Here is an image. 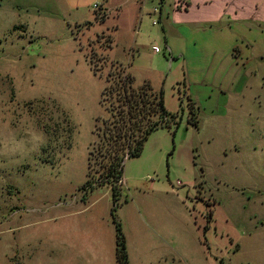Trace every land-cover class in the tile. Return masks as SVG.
<instances>
[{
  "label": "rangeland",
  "instance_id": "1",
  "mask_svg": "<svg viewBox=\"0 0 264 264\" xmlns=\"http://www.w3.org/2000/svg\"><path fill=\"white\" fill-rule=\"evenodd\" d=\"M118 1L0 0V264H116L113 216L129 264H264V56L224 114L201 106L193 126L156 0L142 25L135 0L117 18ZM111 61L131 62L135 84L149 67L177 114L124 158L115 201L106 185L82 186Z\"/></svg>",
  "mask_w": 264,
  "mask_h": 264
},
{
  "label": "crops",
  "instance_id": "2",
  "mask_svg": "<svg viewBox=\"0 0 264 264\" xmlns=\"http://www.w3.org/2000/svg\"><path fill=\"white\" fill-rule=\"evenodd\" d=\"M127 1L114 5L117 18ZM147 2L130 3V9L139 12L134 24L145 21L142 11L145 12ZM153 5L157 11L152 8V14L157 20L152 23L160 30L159 41L171 59L177 57L182 68L177 99L185 98L195 113L204 106L211 114H224L244 88L250 65L264 56V0H156ZM145 46L135 38L128 50L139 53ZM132 66L129 62L123 68L132 76L134 86L148 81L153 90L162 89V84L154 85L146 76L151 70L146 66L145 76L135 84V76L129 70Z\"/></svg>",
  "mask_w": 264,
  "mask_h": 264
},
{
  "label": "trees",
  "instance_id": "3",
  "mask_svg": "<svg viewBox=\"0 0 264 264\" xmlns=\"http://www.w3.org/2000/svg\"><path fill=\"white\" fill-rule=\"evenodd\" d=\"M97 17L103 19L105 13L99 12ZM105 38L106 45H110V35H105ZM103 59L107 58L103 56ZM88 63L94 73L100 74L98 67L91 60H88ZM109 66L112 71L106 74V84L99 99L108 116L96 118L94 134L97 139L87 151V179L82 186L85 190H92L97 185H106L111 188L115 201L116 191L122 183L124 158L138 156L144 140L154 129L177 125V114L170 113L164 106L162 89L153 90L148 81L134 86L132 76L123 66L115 65L113 61ZM189 111L187 121L197 126V117L192 105ZM92 168L94 170L91 172ZM113 222L116 229V264H129L120 223L114 216Z\"/></svg>",
  "mask_w": 264,
  "mask_h": 264
},
{
  "label": "built area",
  "instance_id": "4",
  "mask_svg": "<svg viewBox=\"0 0 264 264\" xmlns=\"http://www.w3.org/2000/svg\"><path fill=\"white\" fill-rule=\"evenodd\" d=\"M153 11H157V8H153ZM153 23H156V20H153ZM152 50H154V51H159V46L157 45V44H153L152 45Z\"/></svg>",
  "mask_w": 264,
  "mask_h": 264
}]
</instances>
